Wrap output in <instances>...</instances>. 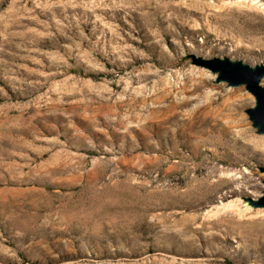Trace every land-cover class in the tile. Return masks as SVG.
<instances>
[{"label":"rangeland","instance_id":"obj_1","mask_svg":"<svg viewBox=\"0 0 264 264\" xmlns=\"http://www.w3.org/2000/svg\"><path fill=\"white\" fill-rule=\"evenodd\" d=\"M215 61L264 70V0H0V264H264L257 99Z\"/></svg>","mask_w":264,"mask_h":264},{"label":"water","instance_id":"obj_2","mask_svg":"<svg viewBox=\"0 0 264 264\" xmlns=\"http://www.w3.org/2000/svg\"><path fill=\"white\" fill-rule=\"evenodd\" d=\"M213 64H215V69L219 70L221 79L230 81L231 83L243 81L247 83L248 89L257 99V106L251 114L256 119L255 124H259L260 129L264 130V87L258 84L259 78L264 73L263 68H250L239 61H215Z\"/></svg>","mask_w":264,"mask_h":264},{"label":"bare ground","instance_id":"obj_3","mask_svg":"<svg viewBox=\"0 0 264 264\" xmlns=\"http://www.w3.org/2000/svg\"><path fill=\"white\" fill-rule=\"evenodd\" d=\"M258 128H260L259 124H257Z\"/></svg>","mask_w":264,"mask_h":264}]
</instances>
